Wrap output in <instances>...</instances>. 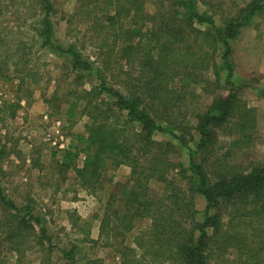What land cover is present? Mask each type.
I'll return each mask as SVG.
<instances>
[{
	"label": "trees",
	"instance_id": "trees-1",
	"mask_svg": "<svg viewBox=\"0 0 264 264\" xmlns=\"http://www.w3.org/2000/svg\"><path fill=\"white\" fill-rule=\"evenodd\" d=\"M58 1L0 0V16L13 9L15 22L32 20L30 44L17 45L19 25L0 29V78L10 81L14 74L18 93L36 84L42 72L26 52L35 43L61 59L76 84L95 75L97 86L77 85L62 94L74 97L64 117H86L88 123L84 134L74 136L76 144L61 150V167L88 193L101 189L107 174L128 168L127 180L104 204L98 240L121 246L120 264H264V161L237 160L258 136L257 111L231 81L230 57V43L264 11V0H75L74 14L60 18L70 24L74 16L76 28L83 26L82 39L96 52L93 62L76 34L65 44L56 39ZM202 97L210 101L199 109ZM11 108L19 102L3 110ZM156 134L174 139L186 164L175 161L176 146L156 141ZM6 157L1 144L0 177ZM151 182L164 185L160 195ZM195 197L205 202L201 219ZM45 220L30 199L16 205L0 178L1 256L8 252L20 260L33 251L49 261ZM142 221L149 225L134 235V248L124 245ZM82 231L88 239L89 231ZM77 252L74 243L62 249L64 263L79 264Z\"/></svg>",
	"mask_w": 264,
	"mask_h": 264
},
{
	"label": "rangeland",
	"instance_id": "rangeland-1",
	"mask_svg": "<svg viewBox=\"0 0 264 264\" xmlns=\"http://www.w3.org/2000/svg\"><path fill=\"white\" fill-rule=\"evenodd\" d=\"M225 2L228 4L230 0ZM237 4H240V1ZM74 5L75 0L57 2V14L54 18L57 23L55 37L65 44L74 39L72 37L76 34L81 44L84 43L81 48L83 55L93 62L96 52L91 49L87 39H82L80 33L83 32V26L76 28L74 16L70 24L60 18H68L74 14ZM147 9L151 10L149 6ZM12 10L2 11L0 29H6L7 26L14 29L15 25H19L20 31L16 35L18 44H14H30L27 35L31 32L32 20L24 22L22 16L15 22V18L10 16ZM230 46L233 68L231 81L243 88L240 90L241 97L249 107L256 109L258 120V136L255 142L237 160L244 162L248 157L264 161V11L253 17L251 23L240 31ZM14 49L12 46V50ZM26 52L30 54L32 65L42 72L41 79L36 84L29 82L24 93H18V81L14 74H11L10 81L0 78V145L4 144L7 151L2 165L5 175L0 178L7 195L16 205L22 206L30 199L34 202L35 212L44 215L47 235L51 237L52 252L48 256L49 261L41 252L26 251L20 260L6 252L2 256L0 254V264H65L61 250L69 249L72 243L78 247L75 261L79 264H85L87 260H95L97 264H120L122 258L118 249L121 246L114 241H99L98 224L109 194L114 191L116 184L127 180L128 168L120 167L103 176L102 188L88 193L75 187L71 170L64 171L61 167L62 153L56 145L60 136L65 144H76L74 136L84 134V127L88 123L86 117L76 121H69L64 117L67 105L74 97L65 100L62 94L68 95L69 91L77 90V85L90 89L97 86L98 81L95 75L85 74L81 82L76 84L75 76L66 68L64 62L46 50L39 49L37 43ZM94 65L98 66L97 63ZM221 79L224 80V75H221ZM109 88L115 86L110 84ZM209 101L206 97L197 99V108L207 106ZM17 102L19 108L3 110L7 105ZM54 105L58 106L57 113L53 110ZM76 111H79V108ZM68 121L72 125H69ZM190 123L193 125L194 121L190 120ZM154 138L160 142H172L178 151L173 159L186 164L185 153L180 150L174 139L162 134H156ZM220 143L224 145L226 139L220 137ZM83 159V154H80L76 165L80 166ZM150 187L155 194L160 195L164 185L151 182ZM194 207L198 211V219H201L205 209L203 199L195 197ZM148 225V222H139L135 229L127 234L124 245L134 248V235ZM83 228L89 231L88 239L84 238ZM91 241L97 242L92 244Z\"/></svg>",
	"mask_w": 264,
	"mask_h": 264
},
{
	"label": "built area",
	"instance_id": "built-area-1",
	"mask_svg": "<svg viewBox=\"0 0 264 264\" xmlns=\"http://www.w3.org/2000/svg\"><path fill=\"white\" fill-rule=\"evenodd\" d=\"M56 145L59 149L61 150L64 149L65 143H64V139L61 136L59 137V141H57Z\"/></svg>",
	"mask_w": 264,
	"mask_h": 264
}]
</instances>
